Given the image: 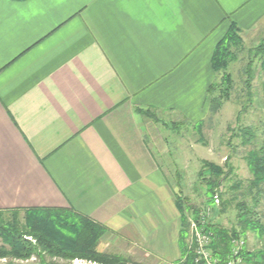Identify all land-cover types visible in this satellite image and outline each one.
<instances>
[{"label":"crops","instance_id":"0c3cea01","mask_svg":"<svg viewBox=\"0 0 264 264\" xmlns=\"http://www.w3.org/2000/svg\"><path fill=\"white\" fill-rule=\"evenodd\" d=\"M232 26L257 47L264 0H0V212L70 210L106 229L105 250L182 261L144 114L208 123Z\"/></svg>","mask_w":264,"mask_h":264},{"label":"trees","instance_id":"16d2710c","mask_svg":"<svg viewBox=\"0 0 264 264\" xmlns=\"http://www.w3.org/2000/svg\"><path fill=\"white\" fill-rule=\"evenodd\" d=\"M243 40L240 32L234 26L218 42L213 57L212 67L218 80L208 90V102L211 114H214L224 101L231 100V91L234 86L230 66L239 60L243 50ZM259 65L253 68L255 61H251L241 72V81L251 90L252 82L264 72V40L253 50H249ZM245 75V77H243ZM250 98L252 97V93ZM148 118L154 114L145 113ZM241 115V114H240ZM177 126V123H173ZM205 123L196 127V133L202 135ZM262 129L249 126H240L233 132L231 138L222 142L225 148L232 146L231 139H237V148H245L244 159L250 177L246 180L233 178L234 168L226 162L224 166L204 160L198 173V182L205 189L207 202L212 204L214 197L220 199L218 215L223 216L230 209L237 211L236 221L231 229L217 225L209 226L208 230L214 234L212 249L214 256L221 264H225L230 252L231 241L243 237L246 241L248 233H252L262 245L250 250L247 245L242 250L245 264H264V121ZM232 130L229 128V131ZM235 149V148H234ZM230 157H227V161ZM232 183V185H230ZM182 209L180 202H177ZM34 212L33 219L28 227H20L18 223L3 228L4 241L10 249L1 248L0 258L13 256L28 260L36 257L38 264H60L58 261L86 260L96 264H129L130 260L119 256L101 253L97 250L98 244L106 229L90 219L70 210L39 209L27 210ZM182 231V249L186 255L185 261L176 264H195V253L186 248L187 224ZM61 227L67 233L74 234L67 239L60 235ZM32 237L37 245L26 240Z\"/></svg>","mask_w":264,"mask_h":264},{"label":"rangeland","instance_id":"374dc122","mask_svg":"<svg viewBox=\"0 0 264 264\" xmlns=\"http://www.w3.org/2000/svg\"><path fill=\"white\" fill-rule=\"evenodd\" d=\"M258 42L261 40H257ZM257 42V43H258ZM244 43V42H243ZM256 42L254 45H258ZM253 46V45H252ZM256 47H250V44L244 43L243 50L239 56V60L233 63L229 71L232 74L234 82L231 91V100L224 101L214 114L210 115L208 123L204 124L202 135L196 133V129L182 119H175L169 115H161L153 113L154 116L149 118L148 133L154 142L156 141L159 151H155L158 161L162 165V169L166 174L167 181L174 191V199L180 202L182 209V227L185 229L187 224L186 248L189 252H194V243L190 240L191 222L200 216L201 212H206L211 204L207 202L205 189L198 182V173L202 168L204 160L224 166L229 162L234 168L233 178L246 181L249 177L247 163L244 159L245 148H237V139H231L232 146L225 148L222 142L228 140L233 132L238 131L240 126H249L253 128H263L264 121V85L262 82V74L256 77L252 82L251 90L241 81V72L246 69L248 64L253 60L255 65H259V61L254 59L253 54L250 55L249 50ZM245 77V75L243 76ZM252 97L250 98V94ZM241 114V115H240ZM205 122V121H204ZM173 123H177L175 126ZM229 128L232 130L229 131ZM198 132V131H197ZM235 148V149H234ZM227 157H230L227 161ZM232 185V183L230 184ZM220 209V208H219ZM237 211L230 209L223 216L216 215L213 225L231 229L233 222L236 221ZM32 211H6L0 212V249H10V245L6 243L3 236V228L18 223L20 227L29 225L33 219ZM59 228V227H58ZM60 235L69 239L74 234L67 233L61 227L58 229ZM186 230V229H185ZM246 245L253 250L262 242H258L252 233H248L246 237ZM26 240L37 245L32 237H26ZM97 250L101 253L119 256L130 260L129 264H165L157 259L142 260L140 256H131L127 250L119 248L105 250L98 244ZM186 255L183 254L182 261H185ZM60 264H96L86 260L75 259L72 261H58ZM39 260L33 257L28 260H22L13 256L0 258V264H38ZM219 264L221 261L219 260Z\"/></svg>","mask_w":264,"mask_h":264},{"label":"built area","instance_id":"2783aa9c","mask_svg":"<svg viewBox=\"0 0 264 264\" xmlns=\"http://www.w3.org/2000/svg\"><path fill=\"white\" fill-rule=\"evenodd\" d=\"M220 199L214 197V202L208 206L206 212H201L200 216L192 220L190 227V240L194 243L195 264H219V259L214 256L212 249L214 234L208 230L213 225L214 218L219 212ZM246 245V240L234 238L231 241L230 252L225 264H245L242 257V250Z\"/></svg>","mask_w":264,"mask_h":264}]
</instances>
